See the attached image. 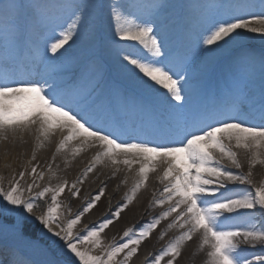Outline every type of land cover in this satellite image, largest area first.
<instances>
[{"label":"snow or ice","instance_id":"1","mask_svg":"<svg viewBox=\"0 0 264 264\" xmlns=\"http://www.w3.org/2000/svg\"><path fill=\"white\" fill-rule=\"evenodd\" d=\"M0 142V264H180L187 242L264 264V0H0ZM122 171L123 201L77 231ZM151 173L162 211L105 243Z\"/></svg>","mask_w":264,"mask_h":264},{"label":"bare ground","instance_id":"2","mask_svg":"<svg viewBox=\"0 0 264 264\" xmlns=\"http://www.w3.org/2000/svg\"><path fill=\"white\" fill-rule=\"evenodd\" d=\"M251 43L255 45L258 50L259 41L257 40ZM252 87H254L257 90L259 89V75L258 74H257V78L254 84L252 85ZM5 151H6L5 145L2 142H0V175L8 177L9 171L5 169L4 167L5 162H6ZM20 151L30 153L32 151L31 141L28 144L23 145ZM93 151L94 150H88L85 154H83L80 158H78L77 162H75L72 167L68 168L66 172H61L60 175L66 177L69 180V182L75 180L78 174L87 165V163L90 162ZM51 152L52 150L49 148H45L38 152V162L40 163L41 168H44V166L47 163L51 162ZM18 163L19 161H13L14 166H16ZM56 163L60 164L61 162L59 159H57ZM225 163H227V161H225ZM63 167L64 165L61 164V168ZM233 170L235 171V169ZM109 172H110V169L98 168L97 173H93L89 177L88 181H86L83 187L81 188L80 199L73 204V207H72V214L74 213L73 215H75V213L84 205V203L88 199H90L91 196L101 187V181L95 178L96 175L99 174L101 177V180L106 181ZM125 175L128 176L127 185H124L122 183V179ZM133 179H134V173L126 174L125 172L122 171L121 173L117 175V178L114 181H107L108 188L105 191V197L102 199V201L98 205V209L93 210L92 213L87 214L82 220L81 225L88 224L89 226H91L92 224L99 222L102 217L107 216L109 214L108 212L109 201L111 202V208L115 209V207L123 201L125 193L128 192L129 189L132 187ZM117 184H120L118 191L116 190ZM5 186H6V183H5ZM161 188H162V185L159 184L158 178H156L155 173H151L149 177L148 187L144 190H141V192L138 193L137 201L131 206V210L122 214L121 221L115 224L114 226L110 227V229L106 230L105 234H102V238L105 240V243L110 242L112 237H115L117 242H120L122 231L126 227L134 226L138 228L140 224L147 221L144 218L145 216L144 209L146 205L148 204V202L150 201L153 192H158ZM65 203L67 204L68 201L65 200ZM164 207L166 208L167 205H165ZM160 211H162V209L156 208L153 210L151 214L152 216H154ZM152 216L150 217V219L152 218ZM165 223L167 222H163L161 227L156 230L157 233H159L162 230ZM81 225L77 226V231L82 230L80 229ZM173 235H178L177 230L173 229L169 233V235L160 244L162 246L164 244H167L168 243L167 238L171 239ZM194 240H195V237H194ZM160 244L158 246H161ZM150 247L151 246H149V248ZM204 260H205V254L204 252H201L198 250L196 242H187L185 244L184 256H183V259L180 261V264H203ZM133 264H136L135 261L133 262Z\"/></svg>","mask_w":264,"mask_h":264},{"label":"rangeland","instance_id":"3","mask_svg":"<svg viewBox=\"0 0 264 264\" xmlns=\"http://www.w3.org/2000/svg\"><path fill=\"white\" fill-rule=\"evenodd\" d=\"M75 212V211H74ZM37 214H39V213H37ZM74 214V213H73ZM152 216V214H150V215H145L144 216V218H145V220H149L150 219V217ZM141 221V220H140ZM84 225V224H83ZM83 225H81L80 226V229H82V230H80V232H82L83 231ZM167 241H169V238H167ZM166 241V242H167ZM161 245V244H160ZM162 246V245H161ZM161 246H157V249H159V247H161ZM147 249H145V251H146ZM135 263L137 264V263H139L138 261H135Z\"/></svg>","mask_w":264,"mask_h":264}]
</instances>
